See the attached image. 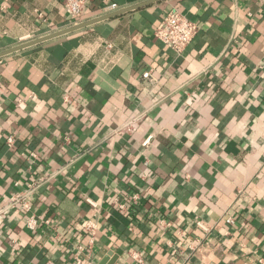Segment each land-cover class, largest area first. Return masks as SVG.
<instances>
[{
	"label": "crops",
	"instance_id": "crops-1",
	"mask_svg": "<svg viewBox=\"0 0 264 264\" xmlns=\"http://www.w3.org/2000/svg\"><path fill=\"white\" fill-rule=\"evenodd\" d=\"M64 2L0 0V52L75 25ZM172 9L198 26L181 56L155 35ZM262 65L264 0H165L0 58V264H262Z\"/></svg>",
	"mask_w": 264,
	"mask_h": 264
},
{
	"label": "built area",
	"instance_id": "built-area-1",
	"mask_svg": "<svg viewBox=\"0 0 264 264\" xmlns=\"http://www.w3.org/2000/svg\"><path fill=\"white\" fill-rule=\"evenodd\" d=\"M86 0H65V16L71 21V24H78L82 22L84 17V6ZM114 7V6H113ZM198 32V26L181 14L178 10H170L164 19L161 21L156 29V38L161 41L167 48L173 51L178 56H181L187 47L191 44ZM264 68V65H262ZM143 78L150 84H153L155 78L152 76L151 71L143 73ZM11 142V140H9ZM28 209L29 206L25 205ZM30 228H34L36 221L33 217L28 221ZM89 231L93 232L94 227L92 224H87ZM139 259L138 255L134 256ZM78 262L80 260H77ZM264 264V261L261 260Z\"/></svg>",
	"mask_w": 264,
	"mask_h": 264
},
{
	"label": "water",
	"instance_id": "water-1",
	"mask_svg": "<svg viewBox=\"0 0 264 264\" xmlns=\"http://www.w3.org/2000/svg\"><path fill=\"white\" fill-rule=\"evenodd\" d=\"M161 1H165V0H148V1L136 4V5H133V6H129L127 8H122V9L116 10L114 12H110V13H107V14H104V15H101V16H98L95 18H91V19L82 21L78 24H75L73 26H69L65 29L53 32V33L48 34L46 36H43L41 38H37L35 40H31V41L19 44L13 48L8 49V50L2 51V52H0V58H3V57H6L8 55L14 54L16 52L22 51L26 48L42 44L44 42L53 40L55 38H58V37H61V36H64V35H67V34L82 30V29H85V28L93 26L97 23L123 16L125 14L132 12V11L141 9L143 7H146L148 5L158 3ZM117 261H118L117 256H115L112 260H110L109 258L106 257L99 264H117Z\"/></svg>",
	"mask_w": 264,
	"mask_h": 264
}]
</instances>
